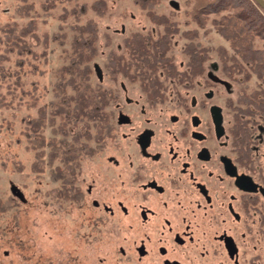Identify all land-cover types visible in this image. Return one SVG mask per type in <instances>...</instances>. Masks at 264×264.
Instances as JSON below:
<instances>
[{
  "label": "flooded vegetation",
  "instance_id": "obj_1",
  "mask_svg": "<svg viewBox=\"0 0 264 264\" xmlns=\"http://www.w3.org/2000/svg\"><path fill=\"white\" fill-rule=\"evenodd\" d=\"M196 26L180 32L183 60L175 61L168 39L156 45L153 63H136L124 44L125 58L116 53L110 72L104 66L139 93L119 98L117 89L106 87L107 131L93 153L106 136L118 137L122 150L107 154L109 166L86 175L84 184L74 176L73 201L85 200L122 225L129 233L121 237L137 257L149 251L159 264H256L264 239V118H249L247 139L231 134L234 114L243 116L244 86L234 90L230 80L240 72L242 81V72L221 63L228 54L207 60L196 30L185 35ZM92 69L99 80V67Z\"/></svg>",
  "mask_w": 264,
  "mask_h": 264
},
{
  "label": "rangeland",
  "instance_id": "obj_2",
  "mask_svg": "<svg viewBox=\"0 0 264 264\" xmlns=\"http://www.w3.org/2000/svg\"><path fill=\"white\" fill-rule=\"evenodd\" d=\"M31 1L34 12L18 16L13 12L18 0H0V24L10 20L20 24L30 17L35 21L34 36H25L34 53L27 50L9 52L5 59L0 60V198H15V203L0 215V264H159L149 251L137 257L130 240L125 241L121 237L129 232L122 225L110 222L101 211L92 209L87 201H65L61 205L53 202L49 193L56 182L49 178L46 165L41 171L29 168L33 152L26 147L23 129L25 118L35 112L29 102L45 105L51 97L52 70L63 61L74 22L81 23L88 17L94 20L96 53L89 62L90 81L105 88L117 89L119 98L124 94L136 96L139 91L125 78L109 76L104 68L107 52L120 53L125 58L127 48L122 40L124 36L137 31L154 38L156 32L162 29L133 0H104L105 11L101 15L88 6L90 0H53L50 6H44L45 0ZM191 1L157 0L153 4L157 12H163L175 21L176 30L167 35L175 61L183 60L179 50L184 39L180 32L197 25L195 19L186 14ZM82 4L85 8L78 17L75 18L72 12L61 15L62 7L68 10L77 6L81 8ZM169 27L172 28L173 24ZM194 29L198 40L208 48L207 60L217 62L218 46L231 51L227 41L208 19ZM255 43L264 46L260 39H256ZM93 63L100 69L99 80L93 72ZM238 73L235 79L230 80L234 90L241 85L244 92L257 87L259 81L252 73L246 77L242 74V81ZM120 82L124 84V90H120ZM111 107L114 108L113 101ZM259 118L256 114L254 119ZM80 127V124L71 126L69 132ZM44 133L49 134L48 127ZM120 142L116 136L109 139L106 136L101 149L92 154H80L75 173L77 182L84 184L88 180L86 175L98 171L103 165L109 166L105 156L122 150L116 146ZM10 186L18 190L19 198L11 192ZM117 226L122 228L119 230ZM118 244H121L122 252L118 250ZM259 248L256 264H264L262 237ZM182 264H186L185 260Z\"/></svg>",
  "mask_w": 264,
  "mask_h": 264
},
{
  "label": "trees",
  "instance_id": "obj_3",
  "mask_svg": "<svg viewBox=\"0 0 264 264\" xmlns=\"http://www.w3.org/2000/svg\"><path fill=\"white\" fill-rule=\"evenodd\" d=\"M52 1L45 0L44 6H50ZM133 1L144 9V14L149 19L162 25V30L156 32L154 38L150 34L137 31L122 38L131 55L137 57L136 63L140 60L147 65L159 59L158 53L155 52L156 45L162 46L168 41V33L176 30V27L169 26L175 21H171L167 14L154 9L153 4L157 0ZM88 6L98 15L105 11L104 0H90ZM84 8L85 4H82L81 8L77 6L68 10L62 7L61 15L72 12L76 18ZM34 9L31 0H18L13 6V12L18 16L30 15ZM186 14L192 16L197 25H202L208 19L227 41L231 51L218 46L219 54L229 55L228 59H221L222 64L232 63L245 77L252 73L259 81L257 87L243 93V116L234 114L229 126L233 136L247 139L251 131L247 121L253 122L249 118L255 117L256 114L264 118V46L255 43L256 39H260L264 44V10L253 0H192ZM34 27L35 21L32 17L20 24L15 20L1 23L0 60L5 59L9 52L21 53L27 50L33 54L25 36H34ZM71 27L73 30L64 51L63 61L52 70L51 97L45 105L29 102L34 106L35 112L25 118L23 129L26 147L33 152L28 166L35 171H41L44 165L47 166L49 178L56 182L50 188V198L60 205L65 201L77 199L78 192H74L72 187L78 169V156L82 153H93L97 142L107 131L108 117L105 107L109 99L108 90L90 81L89 62L96 53V24L88 17L81 23L74 22ZM190 31L195 33V29L191 28L184 31L185 35ZM107 54L105 67L110 72L114 53L108 51ZM190 58L191 62H199L194 54ZM119 70L123 73L128 71L122 65ZM78 124L80 129L70 133L69 128ZM46 127L49 131L47 135L44 133ZM14 203V197L0 198V215Z\"/></svg>",
  "mask_w": 264,
  "mask_h": 264
},
{
  "label": "water",
  "instance_id": "obj_4",
  "mask_svg": "<svg viewBox=\"0 0 264 264\" xmlns=\"http://www.w3.org/2000/svg\"><path fill=\"white\" fill-rule=\"evenodd\" d=\"M253 1H254V3H255L257 6H259L260 8H262V9L264 10V0H253ZM171 3H172V2H171ZM172 4H174V3H172ZM95 70H96V72H97V74H98V68H97V67L95 68ZM10 190H11V192H12L13 194L19 196L18 190H16L14 186H10ZM138 253H139V254L141 253L140 249H138Z\"/></svg>",
  "mask_w": 264,
  "mask_h": 264
}]
</instances>
